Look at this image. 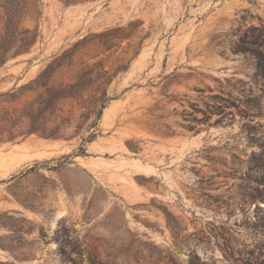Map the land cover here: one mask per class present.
<instances>
[{"label":"rangeland","instance_id":"374dc122","mask_svg":"<svg viewBox=\"0 0 264 264\" xmlns=\"http://www.w3.org/2000/svg\"><path fill=\"white\" fill-rule=\"evenodd\" d=\"M41 2L1 107L63 56L52 86L100 63L117 99L66 163L96 121L73 100L63 137L0 138V264H264V0Z\"/></svg>","mask_w":264,"mask_h":264},{"label":"trees","instance_id":"16d2710c","mask_svg":"<svg viewBox=\"0 0 264 264\" xmlns=\"http://www.w3.org/2000/svg\"><path fill=\"white\" fill-rule=\"evenodd\" d=\"M66 4L85 0H62ZM41 0H0V70L11 59L31 52L38 40L42 38L38 24L31 28L25 25L27 21L38 22L42 16ZM110 48H107L109 50ZM64 59L57 58L53 63L30 83L21 86L36 93V98L23 108L8 109L1 107L3 102L12 103L16 100L14 89L0 93V138L7 141L17 138L23 140L31 135L45 139L63 137V130L71 125V118L63 114L62 104L73 100L88 112L96 113V121L90 125L87 132L93 130L87 138L82 139L81 147L73 155L64 157L66 163L70 158L86 156L84 144L93 142L98 136V121L110 101L117 99L107 96V88L116 76L111 74L100 63L87 64L74 81L54 87L50 84L51 74L55 67ZM8 213L2 214V216ZM169 217V214H167ZM21 222H25L21 219ZM1 227V226H0ZM6 227V226H4ZM24 228L22 227L21 230ZM0 247L13 254L11 248ZM78 259H70L72 264H83L84 252H78ZM27 259V258H25ZM89 264H101L92 256L87 259Z\"/></svg>","mask_w":264,"mask_h":264},{"label":"water","instance_id":"95a60500","mask_svg":"<svg viewBox=\"0 0 264 264\" xmlns=\"http://www.w3.org/2000/svg\"><path fill=\"white\" fill-rule=\"evenodd\" d=\"M31 55V53H28V54H25V55H21V56H19V57H17V58H14V59H12V63H17V62H19L22 58H24V57H26V56H30ZM32 136H36V135H32ZM7 252L5 251V250H3V249H1L0 248V254H6Z\"/></svg>","mask_w":264,"mask_h":264}]
</instances>
